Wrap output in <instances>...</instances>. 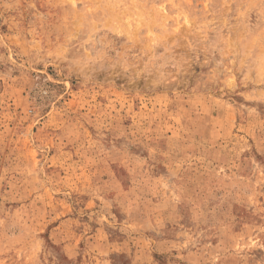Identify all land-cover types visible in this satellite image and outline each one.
Masks as SVG:
<instances>
[{
  "label": "rangeland",
  "instance_id": "obj_1",
  "mask_svg": "<svg viewBox=\"0 0 264 264\" xmlns=\"http://www.w3.org/2000/svg\"><path fill=\"white\" fill-rule=\"evenodd\" d=\"M0 264H264V0H0Z\"/></svg>",
  "mask_w": 264,
  "mask_h": 264
}]
</instances>
